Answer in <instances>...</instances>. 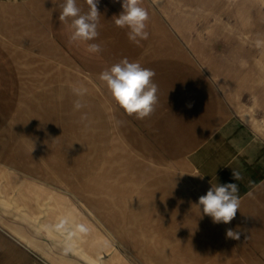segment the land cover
<instances>
[{"label":"rangeland","instance_id":"obj_1","mask_svg":"<svg viewBox=\"0 0 264 264\" xmlns=\"http://www.w3.org/2000/svg\"><path fill=\"white\" fill-rule=\"evenodd\" d=\"M36 1L0 0L7 8L25 9L5 16L14 20L15 33H0V264H226V245L212 252L218 237L210 236L212 226L225 230L226 224H214L197 206L205 195L201 185L174 163L154 162L130 149L106 85L56 57L51 13H34ZM143 3L155 21V38L169 32L206 71L221 119L236 118L264 140V0ZM81 85L94 124L89 135L99 136L102 151L98 156L88 140V172L70 165V179L57 180L40 166L22 170L16 157L6 161L24 140L27 155L49 154L52 143L41 131L40 140L23 138L42 123L32 111L36 98L61 88L73 95ZM185 212L190 219L178 220ZM197 228L200 236H194Z\"/></svg>","mask_w":264,"mask_h":264},{"label":"crops","instance_id":"obj_2","mask_svg":"<svg viewBox=\"0 0 264 264\" xmlns=\"http://www.w3.org/2000/svg\"><path fill=\"white\" fill-rule=\"evenodd\" d=\"M76 2L82 12L88 11L86 0ZM61 3L63 0H38L33 5L34 13H40L41 18L44 13H51L50 38L56 57L97 77L125 57L130 62H139L143 67L152 69L156 74L153 82L158 86V102L149 117L138 120L134 114L129 116L114 101L120 136L137 154L154 162L174 163L180 173L185 176L191 174L196 180L190 182L201 185L203 194L207 193L212 184L237 183L241 199L239 210L235 218L226 224L225 230L212 226L210 236L220 239H212L211 251H225L221 248L226 245V264H264V140L236 118L221 119L222 108L214 83L194 56L184 51L183 46L169 32L155 38V21L146 4L141 6L149 11L146 22L149 37L136 44L128 39V29L119 28L114 23V16L122 11V0H100L99 36L94 41L78 43L69 42L71 29L59 20L61 9L58 5ZM9 12L22 14L25 9H10L0 5V33L3 36H9V32L15 33L12 29L14 20L5 21ZM39 18L36 16V21H40ZM31 24L36 27L35 21ZM17 31L16 34L21 32L20 29ZM89 43L100 44L103 50L97 54L90 53L87 50ZM66 91L61 88L49 92L50 97L38 96L37 105L32 107V111L41 119V125L27 131L26 136L22 134L25 130L23 124L20 127L24 139L40 140L39 131L44 133L52 143L49 154L27 155L26 150H23L27 145L24 140L21 149H14L11 152L14 154L6 156V161L18 158L22 160L19 162L22 170L31 171L32 166L38 170L40 166L43 174L51 171L57 180H61L66 175L70 179L67 174L70 165L88 172L90 165L84 161L89 158L90 148L86 145L88 140H91L94 152L102 156L97 142L99 136L91 138L89 135L94 124L88 121V107L82 110L87 113V120L80 122L81 112L73 111L72 101L75 97L69 92L66 94ZM59 97H63L61 103L56 102L60 100ZM41 110L46 111L44 115L40 113ZM18 139L11 142L15 143ZM61 158H65L64 162H61ZM233 171L240 174L239 180L233 178ZM196 174L203 178L193 176ZM181 183L179 180L177 189H180ZM249 192L253 196L249 197ZM189 214L179 213L178 220H187ZM238 227L247 229L241 233L239 240L226 238L227 229L238 230ZM194 230V236L203 234L200 232L202 229ZM201 250L195 248L194 252Z\"/></svg>","mask_w":264,"mask_h":264},{"label":"clouds","instance_id":"obj_3","mask_svg":"<svg viewBox=\"0 0 264 264\" xmlns=\"http://www.w3.org/2000/svg\"><path fill=\"white\" fill-rule=\"evenodd\" d=\"M99 2L100 0H86L87 12H82L76 0H63V3L58 5L61 9L60 22L67 24L71 29L70 43L94 41L99 36ZM158 2L159 0H153V4ZM142 4L143 0H122V11L118 16H114L115 25L128 29V39L136 44L149 37L146 31L149 11L141 6ZM87 50L97 54L103 49L100 44L89 43ZM155 75L152 69L143 67L139 62H130L125 57L101 72L98 78L104 82L113 100L129 116L134 114L136 119L143 120L154 112V106L158 102V86L153 82ZM87 91L83 85L72 89L75 97L72 101L73 111L81 112L80 122L87 120V113L82 111L88 106L85 100ZM193 176L203 178L199 174ZM233 178L239 180L241 177L238 172L233 171ZM238 192L237 183L212 184L207 193L199 197L197 206L199 209L202 206L203 215L211 217L214 224H229L235 218L241 204ZM247 195L251 197L253 193L249 192ZM243 231L247 229L229 228L226 230V238L239 240Z\"/></svg>","mask_w":264,"mask_h":264}]
</instances>
